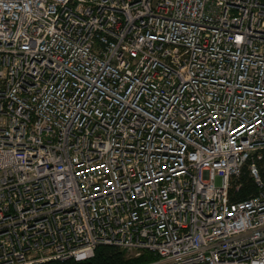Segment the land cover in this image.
<instances>
[{"label":"built area","instance_id":"obj_1","mask_svg":"<svg viewBox=\"0 0 264 264\" xmlns=\"http://www.w3.org/2000/svg\"><path fill=\"white\" fill-rule=\"evenodd\" d=\"M262 163L264 0H0V264H264Z\"/></svg>","mask_w":264,"mask_h":264},{"label":"trees","instance_id":"obj_2","mask_svg":"<svg viewBox=\"0 0 264 264\" xmlns=\"http://www.w3.org/2000/svg\"><path fill=\"white\" fill-rule=\"evenodd\" d=\"M260 174L264 181V163L260 165ZM238 183L240 188L236 191L235 185ZM256 190L257 186L255 180L250 176L246 167L239 177L233 179L231 198L233 200L244 199L247 198L249 194L256 192ZM155 259H157V256L148 251H144L139 256L129 257L125 249L114 245L102 244L95 249L94 255L90 258L82 260L70 258L64 261L50 260L39 264H145Z\"/></svg>","mask_w":264,"mask_h":264},{"label":"rangeland","instance_id":"obj_3","mask_svg":"<svg viewBox=\"0 0 264 264\" xmlns=\"http://www.w3.org/2000/svg\"><path fill=\"white\" fill-rule=\"evenodd\" d=\"M218 181H219V180H218ZM127 254H128V253H127ZM128 256H129V257H134V256H133L131 253H130V254H128Z\"/></svg>","mask_w":264,"mask_h":264},{"label":"bare ground","instance_id":"obj_4","mask_svg":"<svg viewBox=\"0 0 264 264\" xmlns=\"http://www.w3.org/2000/svg\"><path fill=\"white\" fill-rule=\"evenodd\" d=\"M250 176H251V175H250ZM114 246H116V245H114ZM117 247H118V246H117ZM5 253H8V250H7V251H5V252H4V254H5Z\"/></svg>","mask_w":264,"mask_h":264}]
</instances>
